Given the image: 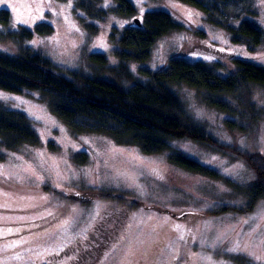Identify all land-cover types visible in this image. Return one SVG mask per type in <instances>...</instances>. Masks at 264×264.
<instances>
[{
  "label": "rangeland",
  "instance_id": "obj_1",
  "mask_svg": "<svg viewBox=\"0 0 264 264\" xmlns=\"http://www.w3.org/2000/svg\"><path fill=\"white\" fill-rule=\"evenodd\" d=\"M254 1L258 14L246 18L264 28V0ZM132 2L135 15L111 13L105 20H90L99 25L91 35L79 24L85 13L76 8V0H0V9H10L13 18L12 25H0V50L9 54L21 50L2 34L21 25L37 31L38 23L49 22L52 33L36 32L22 45L44 53L69 76L74 71L95 74L89 60L92 53L105 54L111 66L119 64L115 29L119 38L135 18L149 10H166L185 29L161 37L149 60L130 64L141 79H145L141 68H161L172 56L204 58L191 49L202 43L264 65V43L254 52L234 43L227 29L208 22L205 12L195 6L181 0ZM112 5L115 0L102 2L106 8ZM222 63L226 72L233 70L227 58ZM179 90L190 113L223 142L227 152L191 139L175 145L227 177L242 183L252 180L255 170L246 155L264 156V120L257 135L242 134L225 124V113L205 105L196 89L182 85ZM253 99L264 107V88H257ZM0 101L25 113L40 138L38 144L17 150L0 148L5 155L0 159V264H264V198L246 210L245 198L235 197L224 180L172 164L169 151L148 154L106 134H75L38 92L0 89ZM121 210L128 220L104 254L77 263L73 254L81 249L57 257L86 241L97 222L115 223Z\"/></svg>",
  "mask_w": 264,
  "mask_h": 264
},
{
  "label": "trees",
  "instance_id": "obj_2",
  "mask_svg": "<svg viewBox=\"0 0 264 264\" xmlns=\"http://www.w3.org/2000/svg\"><path fill=\"white\" fill-rule=\"evenodd\" d=\"M181 1L203 10L208 22L227 29L234 43L246 46L251 52L264 43V28L246 18L258 14L254 0ZM102 2L76 0V8L85 13V17L79 16L78 20L87 34L99 31V25L90 20H105L111 13L122 16L137 13L132 0H115V5L108 8L103 7ZM140 20L141 25L129 24L119 38V30L113 32V41L118 43L117 66H111L103 53L89 56L95 74L74 71L69 76L44 53L22 45L36 32L52 33L54 26L49 22L38 23L37 31L21 25L17 30L2 34L15 40L21 50L17 54L0 50V89L21 94L38 92L51 111L75 134H106L120 144L138 146L148 154L169 151L168 159L172 164L213 180H224L235 197L245 198L246 210H252L264 198V156L246 155L255 177L242 183L177 147L178 140L191 139L222 154L227 152L223 142L190 113L179 87L186 85L196 89L205 105L227 115L225 124L231 130L257 135L264 120V107L258 105L253 96L257 88H264V65L215 44L202 43L191 49L202 52L204 58L194 60L184 54L175 55L161 68H141L145 78L141 79L130 64L149 60L161 37L183 30L185 25L166 10H149ZM12 23L11 10L1 8L0 25ZM223 58L229 60L233 70H224ZM39 140L29 117L0 101V148L17 150L24 144H38ZM4 157L0 151V159ZM120 212V218L113 224L109 222L107 225L112 226L103 229L100 238L95 235L99 229L91 232L93 245L79 262L97 259L115 242L128 220L126 211ZM100 222L106 223L105 220Z\"/></svg>",
  "mask_w": 264,
  "mask_h": 264
},
{
  "label": "flooded vegetation",
  "instance_id": "obj_3",
  "mask_svg": "<svg viewBox=\"0 0 264 264\" xmlns=\"http://www.w3.org/2000/svg\"><path fill=\"white\" fill-rule=\"evenodd\" d=\"M94 229H99L98 231H96L95 235L100 238V235L103 234L102 233L103 229H109V226L107 225V223H102L99 221L96 223ZM90 234H91V232H90ZM92 245H93V238H91V236L89 235V237L86 239V241H84L82 244L78 243V245L76 244V245L72 246L71 248L70 247L67 248V250L62 251L60 254H58L57 257L65 256V254L71 255V253L73 251H77V250L81 249L78 254H76L77 252L75 254H73L76 257H74L72 260H74L75 263H77V261L79 259H81V257L83 255H85L86 252H88L89 247ZM52 259H54V257ZM69 264H71V263H69Z\"/></svg>",
  "mask_w": 264,
  "mask_h": 264
},
{
  "label": "water",
  "instance_id": "obj_4",
  "mask_svg": "<svg viewBox=\"0 0 264 264\" xmlns=\"http://www.w3.org/2000/svg\"><path fill=\"white\" fill-rule=\"evenodd\" d=\"M135 22H137L139 25H141V20H140V18H135Z\"/></svg>",
  "mask_w": 264,
  "mask_h": 264
},
{
  "label": "snow or ice",
  "instance_id": "obj_5",
  "mask_svg": "<svg viewBox=\"0 0 264 264\" xmlns=\"http://www.w3.org/2000/svg\"><path fill=\"white\" fill-rule=\"evenodd\" d=\"M233 251H235V249H233ZM257 259H261L260 257H257Z\"/></svg>",
  "mask_w": 264,
  "mask_h": 264
}]
</instances>
